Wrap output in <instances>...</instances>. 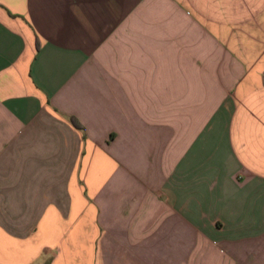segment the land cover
<instances>
[{
    "label": "crops",
    "instance_id": "1",
    "mask_svg": "<svg viewBox=\"0 0 264 264\" xmlns=\"http://www.w3.org/2000/svg\"><path fill=\"white\" fill-rule=\"evenodd\" d=\"M0 264H264V0H0Z\"/></svg>",
    "mask_w": 264,
    "mask_h": 264
},
{
    "label": "trees",
    "instance_id": "2",
    "mask_svg": "<svg viewBox=\"0 0 264 264\" xmlns=\"http://www.w3.org/2000/svg\"><path fill=\"white\" fill-rule=\"evenodd\" d=\"M71 122H73V124H77L76 120L72 119Z\"/></svg>",
    "mask_w": 264,
    "mask_h": 264
}]
</instances>
